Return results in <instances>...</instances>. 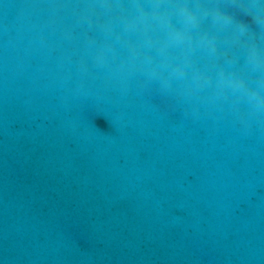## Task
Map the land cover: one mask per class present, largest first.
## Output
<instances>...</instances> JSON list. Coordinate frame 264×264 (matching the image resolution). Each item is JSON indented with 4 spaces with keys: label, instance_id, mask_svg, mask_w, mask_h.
Instances as JSON below:
<instances>
[{
    "label": "water",
    "instance_id": "1",
    "mask_svg": "<svg viewBox=\"0 0 264 264\" xmlns=\"http://www.w3.org/2000/svg\"><path fill=\"white\" fill-rule=\"evenodd\" d=\"M0 264H264V0H0Z\"/></svg>",
    "mask_w": 264,
    "mask_h": 264
}]
</instances>
